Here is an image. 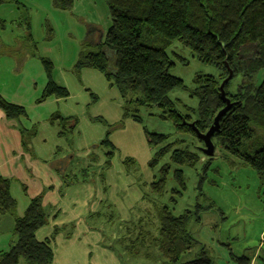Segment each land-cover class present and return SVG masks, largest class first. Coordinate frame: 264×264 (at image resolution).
<instances>
[{
	"label": "trees",
	"instance_id": "trees-1",
	"mask_svg": "<svg viewBox=\"0 0 264 264\" xmlns=\"http://www.w3.org/2000/svg\"><path fill=\"white\" fill-rule=\"evenodd\" d=\"M52 1L55 8L71 12L76 0ZM3 2L4 0H0V5ZM104 2L109 11L111 26L97 50L80 54L76 71L79 73L90 69L103 74L109 86L115 87L123 100L124 118L130 116L133 107L136 108L135 112L140 108L158 109L161 112L159 118L171 122L177 134L191 136L200 144L203 142L198 139L195 129L202 134L207 133L218 113L226 106L220 87L231 71L232 78L225 84L224 91L232 106L221 119L219 132L212 137L215 151L220 150L225 156L240 160L264 180V147L253 154L241 151L245 141H251L264 131V80L257 84L258 76L264 73V0ZM174 44H180L198 62L212 65L219 71L217 79L212 76H196V87L189 90L191 98L198 101L196 108H184L180 111L178 103L169 98V94L176 89L188 91L185 83L171 74L175 63L168 50ZM176 59L183 63L179 57ZM43 65L47 83L40 102L67 98L69 93L52 80V63L43 60ZM236 79L241 80L233 93L230 92V85ZM0 110L7 119L19 123L27 117L24 107L1 96ZM132 118L139 121L136 113ZM54 120L58 121L60 137L70 142L78 119L55 115L53 122ZM95 121L108 125L103 119ZM20 129L23 148L31 152L35 133L22 125ZM108 132L107 136H110L111 130ZM146 135L149 145L158 149L151 168L154 169L166 157H169L172 165L178 167L172 176L177 190L172 192L170 200L175 205L176 199L187 189L181 169L196 168L202 162L201 157L188 148H176L178 142L171 143L169 136L149 132ZM99 146L110 150L105 163V168H108L111 166L115 147L108 137ZM60 153L59 150L57 154ZM212 160L213 157L208 158L202 162V166L205 168ZM61 167L65 168L63 163ZM64 170L58 173L67 182L66 186L80 183L78 175ZM87 170L81 175L84 177L83 182L90 181ZM170 172V165H165L160 171L159 179L154 178L151 184L153 195H163ZM10 190L11 181L0 178V216L10 215L14 218L12 243L8 251L0 253V264H53L54 254L50 241L39 242L36 238V233L49 222V216L42 205L43 196L31 199L24 216L18 217L17 203ZM104 208L110 213H105ZM156 209V234L146 230L147 220L143 218L137 224L132 222L130 226L124 224L123 229L118 228L121 237L117 238V243L123 245L128 259L143 258L149 264H215L210 250L190 230L192 221L200 223L199 206L194 213L185 211L179 216L174 215L169 206ZM111 210L109 204H104L100 213L87 218V223L92 228L95 227L93 225L98 228L102 225L101 220L113 222L115 218ZM88 220H97V223L90 224ZM138 225L143 226L140 227L143 229L145 227V230H137ZM231 259L238 264H250L246 257L236 258L231 254Z\"/></svg>",
	"mask_w": 264,
	"mask_h": 264
},
{
	"label": "rangeland",
	"instance_id": "rangeland-1",
	"mask_svg": "<svg viewBox=\"0 0 264 264\" xmlns=\"http://www.w3.org/2000/svg\"><path fill=\"white\" fill-rule=\"evenodd\" d=\"M18 3L8 1L0 7V91L3 90L11 98L8 101L26 108L29 119L28 121L23 119L24 122L22 120L25 127H30L34 133L36 131L43 133L44 125L52 124L54 128H58V121L53 122V117L62 112L69 114V110H72L76 103L74 107L78 108L80 114L83 112L82 105L85 104L88 118L91 117V113L101 116L104 114L109 119L111 127L93 119L95 121L93 129L97 131L98 139L101 140L105 138L106 132L109 133L108 130H111L109 140L116 148L111 159V177L116 181V189L120 185L115 191H119L126 201L134 192L124 187L123 179L127 184H130V181L134 182L135 186L131 189L135 188L140 196L139 206L147 211L146 215H143L145 216L143 219L147 220L146 230L153 234L157 232L156 208L169 206L173 214L179 216L185 211L194 213L199 206L200 223L192 221L190 230L193 236L210 250L215 264H238L231 259V254L236 258L246 257L250 261L255 256L259 264H264V180L240 160L225 156L220 150H216L213 160L204 168L202 162L208 160L202 153L204 144H200L191 136L177 134L171 122L159 118L161 112L158 109L140 108L135 112L136 108L133 107L130 116L124 118V103L118 91L109 86L101 73L90 69H84L79 73L76 71L80 54L97 50L102 41L98 40L100 30L107 32L111 25L104 0H93L94 8L78 14L55 8L52 0H18ZM94 16L97 20L93 18ZM27 18L31 25L32 43L27 41L25 25ZM91 23L95 24V27ZM168 54L175 63L171 74L181 79L188 88V91L179 89L172 91L169 98L178 103L180 111L184 108H196L198 101L190 96V91L196 87V76H212L217 79L219 71L212 65L198 62L194 55L180 44H174L168 50ZM176 57L183 63L178 62ZM42 58L53 62L54 78L56 77L62 84H67L70 89L72 98L66 104L59 105L56 99L37 102L42 97L47 83ZM65 79H69L70 83L68 84ZM240 80H233L230 92H236ZM263 80L264 73L258 76L257 84ZM87 89L98 96L97 103L90 98ZM87 100L88 104L85 103ZM65 106H68L67 109ZM135 113L139 116V121L132 118ZM46 121L47 124H43ZM146 132L169 136L171 143L178 142L176 148L183 150L188 148L201 157L202 162L196 168L181 169L184 172L187 189L176 199L175 205L170 203V200L172 192L177 190L172 176L178 167L172 165L169 157H166L154 169L151 168V162L158 149L149 145ZM71 140L72 144L68 139H64L63 143H67L71 149L69 153L57 154L58 158H64L67 154L74 158V155L78 154L74 135ZM262 147L264 131L258 133L251 141H245L241 151L253 154ZM92 148L100 153L99 157L104 165L110 150L100 147L99 144ZM72 162L74 170L78 173L79 185L93 183L97 170L92 167L88 169V165H85L82 159H74ZM165 165H170L171 172L164 193L162 196L153 195L151 184L155 177L159 179L160 171ZM84 170L88 171L89 182L82 181L84 177L81 175ZM137 209L140 211L139 207ZM138 210L129 213V218L139 216L141 212ZM104 211L110 213L106 208ZM111 212L115 215L114 209ZM89 222L95 224L97 220ZM124 222L122 219H114L113 222L101 220L102 225L98 228L93 225L102 239L96 241L94 238L91 249L112 246L114 250L106 251L115 258L117 255L121 256L123 260L121 264H149V261L143 258L128 259L123 245L117 243V238L121 237L118 228L123 229ZM140 227L143 226L138 225L137 230H145V227L144 229ZM88 242L90 241L82 243ZM57 245L59 254L62 246ZM77 256L81 257L80 252H77ZM75 264H80V260L77 259ZM81 264L86 263L83 261Z\"/></svg>",
	"mask_w": 264,
	"mask_h": 264
},
{
	"label": "crops",
	"instance_id": "crops-1",
	"mask_svg": "<svg viewBox=\"0 0 264 264\" xmlns=\"http://www.w3.org/2000/svg\"><path fill=\"white\" fill-rule=\"evenodd\" d=\"M8 1L19 4L18 0H4L0 7ZM92 1L93 0H76L71 12L75 14L82 11L87 12L86 10L89 8H94ZM93 18L97 20L96 16ZM25 23L27 41L32 43L31 25L28 18ZM94 25L95 24H93V27H95ZM106 33L107 32L104 30H100V38L98 40L103 39ZM43 60H48L53 65V82L69 93L67 98L56 99L59 105L62 103L66 104L68 100L72 98L70 89L67 87V84H62L58 82L56 77L54 78L53 62L50 59L42 58V64ZM103 78L107 81L105 76ZM65 81L68 84L70 83L69 79H65ZM87 92H89L91 99L96 97L95 103H97L98 96L88 89ZM0 96L7 100L11 99L3 90L0 91ZM40 100L41 98L38 99L37 102L43 103L40 102ZM85 103L88 104L89 100L85 101ZM76 105L77 103L74 106L76 107ZM74 106L72 110H69V114H66L65 112L59 114L63 118L78 119V125L74 132V140L76 139L75 145L78 154L74 155V158L72 155L69 157L68 154L64 158L57 157V152L59 150L61 151L60 154H64L69 153L70 148L67 146V143H63L64 139L60 137V128H54L52 124L44 125L43 133L41 131L35 132V136L32 139L31 152L26 151L23 148L20 132L21 125L23 127H25V125L22 121L19 123L15 120L7 119L4 112L0 110V178L11 181L10 192L12 198L17 203L16 214L18 217L24 216L31 199H34L39 195L43 196L42 205L46 214L49 216V222L36 233V238L39 242L50 241V247L54 254L53 264H75L77 259L80 260V264L83 261H85L86 264H121L123 263L121 256L117 255L115 258L106 251V249L114 250L112 246H99L96 247L95 250L91 249V246L94 243L92 240L95 238L96 241H100L102 236L98 230L97 232L91 227L92 225L89 226V224H87V218L100 213L103 210L104 204H109L112 209H114V218L122 219L125 221L124 224L138 222L139 219L145 217L143 215H146L147 211L139 206L141 203L139 200L140 196L135 188L131 189L135 186L133 181H130V184H127L126 180L123 179L124 187H127L134 192V194H132L129 191L131 196L126 200L127 202L123 199V196L119 191H115L120 185L117 189L115 188L116 181L111 177L112 167L105 168V164L102 165L103 162L99 157L100 153L92 148L95 145H100L106 137L109 138V135L107 136L108 133L106 132L103 140H101V138L98 139L99 135L97 134V131L93 129V123H95L93 119H103L108 126L111 127L108 123L110 122L109 119L104 114L101 116L96 113H91L92 118H88L85 112V104L82 105L83 107L81 109L83 112L81 114L78 113V108H75ZM67 107L68 106H65L66 109ZM28 119L29 116L27 115L24 120L28 121ZM122 120L119 123H121ZM43 124H47V121L43 122ZM27 129H30V127ZM108 153H110V151ZM74 159H82L85 165L97 170L93 183L91 182L82 185H79L80 183H78L66 186L67 182L58 172L60 171L62 173L65 169L64 172L71 170L73 175H78L72 165ZM62 163L65 166L64 169L61 167ZM138 207L140 211L137 209ZM137 210L141 212V214L129 218V213L131 214ZM13 228L14 218L12 216H0V253L9 250L12 243ZM82 240L90 242L83 244ZM57 244L62 246L59 250V254ZM77 252H80L81 257L77 256ZM254 257L250 261V264H259Z\"/></svg>",
	"mask_w": 264,
	"mask_h": 264
},
{
	"label": "water",
	"instance_id": "water-1",
	"mask_svg": "<svg viewBox=\"0 0 264 264\" xmlns=\"http://www.w3.org/2000/svg\"><path fill=\"white\" fill-rule=\"evenodd\" d=\"M232 75H233V73L230 71L229 77L222 83V85L220 87V94H221V97H222L223 101L225 102L226 106L216 116V118L214 120V124L211 126L209 131L205 134H202L197 129H195V133H196L198 139H200L205 146L202 149V153L207 158H212L216 153L215 146H214L213 141H212V137L215 133L219 132L220 121L226 115V113L230 110V108L232 106L230 100L226 97V94L224 91V86L232 78ZM191 126L193 128H195L193 124H191Z\"/></svg>",
	"mask_w": 264,
	"mask_h": 264
}]
</instances>
